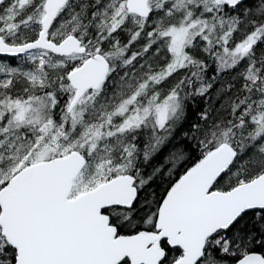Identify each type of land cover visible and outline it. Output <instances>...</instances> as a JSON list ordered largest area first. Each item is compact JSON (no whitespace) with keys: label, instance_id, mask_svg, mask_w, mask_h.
<instances>
[{"label":"snow or ice","instance_id":"1","mask_svg":"<svg viewBox=\"0 0 264 264\" xmlns=\"http://www.w3.org/2000/svg\"><path fill=\"white\" fill-rule=\"evenodd\" d=\"M0 264H264V0H0Z\"/></svg>","mask_w":264,"mask_h":264}]
</instances>
